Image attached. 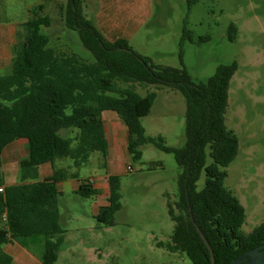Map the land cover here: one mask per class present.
Here are the masks:
<instances>
[{
    "label": "trees",
    "instance_id": "obj_1",
    "mask_svg": "<svg viewBox=\"0 0 264 264\" xmlns=\"http://www.w3.org/2000/svg\"><path fill=\"white\" fill-rule=\"evenodd\" d=\"M83 2L66 0L65 6L60 5L61 16L66 27L78 31L93 59L49 45L50 35L44 28L51 25L52 19L43 13L46 4L39 3L22 24L23 33H18L11 70L0 75V264H17L4 249L6 243L17 241L25 246L27 238L37 235L45 236L42 264L56 261L64 240L58 206L62 192L57 183L77 177V168L88 161L93 151H100L106 159L108 140L102 112L107 109L115 111L127 124V150L134 160L141 158L143 145L152 144L173 153L182 170L178 199L168 201L174 221L171 239L159 245L186 253L192 264H211L209 249L195 223L211 244L215 264H231L247 250L264 243V220L251 231H243L245 206L224 184L226 167L240 146L225 115L237 62L222 63L205 82L195 83L183 65V42L187 38L194 41L186 21L179 45L182 66L164 65L135 50L126 39H106L87 18ZM236 35L237 26L232 22L228 37L234 40ZM136 83L169 86L183 93L184 145H169L162 136L146 133L141 119L149 114L156 92L142 95ZM63 129H76V133L63 134ZM17 138L28 140V158L20 162L21 181L6 184L1 154ZM64 157L72 159L74 171L55 167L50 176L39 179L40 164ZM203 173L204 185L199 188ZM108 182V202L99 206L95 218L112 225L121 207L120 176L111 173ZM75 193L88 197L99 195L101 189L87 178L81 180Z\"/></svg>",
    "mask_w": 264,
    "mask_h": 264
},
{
    "label": "rangeland",
    "instance_id": "obj_2",
    "mask_svg": "<svg viewBox=\"0 0 264 264\" xmlns=\"http://www.w3.org/2000/svg\"><path fill=\"white\" fill-rule=\"evenodd\" d=\"M39 3L46 4L43 13L52 19L51 25L44 28L50 35L49 45L93 59L78 31L64 23L60 5L65 6L66 0H0V23L18 27L15 42L18 33L24 31L22 24L32 16L31 9ZM153 8L154 15L132 40L141 54L159 64L182 66L179 45L186 21L194 41L187 38L183 42V65L195 83L205 82L222 63L238 64L225 115L240 146L226 167L224 184L245 206L242 229L249 232L264 220V0H154ZM232 22L237 26L234 40L228 37ZM136 89L142 95L156 92L149 114L141 119L146 133L162 136L169 145H184L183 93L152 84L136 83ZM124 154L128 156L127 164L115 169L120 176L121 207L115 213L114 224H103L95 218L96 207L107 201L103 190L99 195L82 197L65 188L59 196L64 240L53 264H192L186 253L159 245L171 239L174 228L168 201L178 199V176L182 171L174 154L152 144L142 146L139 160H134L126 147ZM61 159L72 165L70 157ZM77 171V178L83 180L96 178L110 168L96 150ZM204 181L203 173L199 188ZM44 241V235L27 238L26 249L37 262L28 258L25 250L12 253L16 263L42 264Z\"/></svg>",
    "mask_w": 264,
    "mask_h": 264
},
{
    "label": "crops",
    "instance_id": "obj_3",
    "mask_svg": "<svg viewBox=\"0 0 264 264\" xmlns=\"http://www.w3.org/2000/svg\"><path fill=\"white\" fill-rule=\"evenodd\" d=\"M153 2L154 0H84L83 8L87 18L93 22L106 39L110 41L126 39L134 48L132 41L134 35L144 25H147L151 16L155 13ZM17 29L18 27L15 25L8 27L0 23V75L11 70L13 45ZM102 119L108 140V155L106 160L110 171H106L96 178L92 177L89 179H91L95 187L103 190L107 203L110 192L108 175L111 173L115 174L117 167L127 164L128 156L124 154V148L128 146L129 130L125 121L113 110H104L102 112ZM67 132L75 135L76 129H69ZM28 153L29 146L26 138H17L5 146L1 154V170L6 184L19 183L21 181L20 162L28 158ZM66 166L70 171L75 170L74 167H71V164L64 162L61 158H57L53 162H44L38 167L39 179L50 176L55 167L66 168ZM80 183L81 180L79 178L70 176L59 181L57 186L61 192H64L65 188L75 192ZM106 203L99 204L96 210L98 211L99 206ZM1 225L2 223L0 222ZM5 245L4 249L10 254L25 252V250L28 252L26 246L17 241L9 242ZM12 246L15 248L12 249ZM27 256L28 258H32L35 263L37 262L29 252ZM14 260L17 262L15 257Z\"/></svg>",
    "mask_w": 264,
    "mask_h": 264
},
{
    "label": "water",
    "instance_id": "obj_4",
    "mask_svg": "<svg viewBox=\"0 0 264 264\" xmlns=\"http://www.w3.org/2000/svg\"><path fill=\"white\" fill-rule=\"evenodd\" d=\"M192 219L193 215H192ZM195 222V221H194ZM196 228L201 236V238L204 240L206 246L209 249L210 257H211V264H215V257L214 252L211 247V244L209 243L208 239L206 238L205 234L202 232L200 227L195 223ZM242 261H244L243 264H264V243L247 250L243 254H241L239 257H237L231 264H239Z\"/></svg>",
    "mask_w": 264,
    "mask_h": 264
},
{
    "label": "built area",
    "instance_id": "obj_5",
    "mask_svg": "<svg viewBox=\"0 0 264 264\" xmlns=\"http://www.w3.org/2000/svg\"><path fill=\"white\" fill-rule=\"evenodd\" d=\"M128 168H129V169H131V167H130V166H129ZM0 190H3V186H1V187H0Z\"/></svg>",
    "mask_w": 264,
    "mask_h": 264
},
{
    "label": "flooded vegetation",
    "instance_id": "obj_6",
    "mask_svg": "<svg viewBox=\"0 0 264 264\" xmlns=\"http://www.w3.org/2000/svg\"><path fill=\"white\" fill-rule=\"evenodd\" d=\"M244 263V261H242L241 263H239V264H243Z\"/></svg>",
    "mask_w": 264,
    "mask_h": 264
}]
</instances>
